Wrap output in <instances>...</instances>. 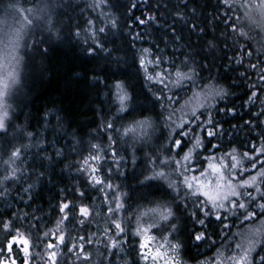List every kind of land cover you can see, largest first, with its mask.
<instances>
[{
  "label": "snow or ice",
  "instance_id": "6c2138e0",
  "mask_svg": "<svg viewBox=\"0 0 264 264\" xmlns=\"http://www.w3.org/2000/svg\"><path fill=\"white\" fill-rule=\"evenodd\" d=\"M188 3L189 0H184L185 8ZM219 5L225 9L222 16L213 18L219 23L209 28L191 22L189 31L205 40L209 52H214L221 42L232 52L231 56L225 52V58L236 65L231 69L237 73L232 85L218 87L213 83L216 80L212 75L213 65L197 63L190 53L180 52L184 57L180 59L175 55L179 49L175 48L172 54L142 48L133 56L136 74L150 97V108L137 103L131 82L108 81L93 74V85L97 88L103 85L112 105L111 118L103 121L100 129L107 146L91 144L87 156L81 153L80 159L62 169L67 171L75 166L84 186L60 189L59 203L55 205L59 217L56 227L44 230L42 235L40 225L44 216L39 213L47 216L52 213H45L33 193L43 182L45 165L66 159L55 140V135L62 131V122L57 119L53 128L55 135L50 142L53 151L49 152L48 143L44 142L46 137L37 140L36 136L42 134L19 128L10 115L14 101L12 89L19 84L17 71L0 80V164L3 165L0 200L11 197L16 201V206L8 205L11 211L0 217V233L4 235L0 264H33L37 257L38 264H60L62 252L74 255L80 264H92V253L86 246L97 241L89 231L94 215L89 201L97 192L103 196L109 224L101 238L104 246L101 255L107 264H187L185 257L195 264H264V160L259 159L264 156V0H218ZM89 7L102 12L97 18L82 17V25L79 21L73 24V16L67 11L72 8L71 3L39 0L33 8L6 6V13L10 10L20 13L24 21L11 34L16 69L47 56L52 36L60 32L56 24L58 15L67 16L63 27L77 39L82 32L85 34L82 43L87 45L84 48L87 55L103 54L109 63L119 66L123 57L114 56V51L119 49L109 48L105 42L110 33L119 29L118 19L107 13L113 7L111 0H93ZM137 7L135 0H131L127 9L135 25L159 26L158 16L134 15L131 10ZM60 8L64 11L57 13ZM192 12L195 15L196 9ZM255 14L261 18L259 31L253 27L257 25ZM101 18L106 23L97 26ZM178 21H184L185 26L189 23L181 14ZM2 22L9 26L7 15ZM127 27L131 29L133 24ZM170 28L172 38L179 41L181 36L177 35L175 25ZM25 29L28 39L24 36ZM209 31L213 35L209 36ZM142 39L140 32L132 36V41ZM253 75L257 77L255 80ZM237 81L248 88L245 104L252 106L259 101V110L252 108L243 126L255 133L260 142L250 144V150L239 152L234 147L218 157L225 133L216 115L235 116L237 112L235 105L218 108L217 102L235 94L231 89ZM197 88L199 91L194 90ZM48 123L45 117V127ZM238 127L241 126L233 124V128ZM24 136L28 143L20 139ZM129 151L135 184H128L130 191H125V185L115 181L128 176L125 166ZM244 161L248 162L247 166ZM132 193L137 194L135 210L128 207ZM157 193L159 196L152 199ZM73 222L84 234L78 233L74 240H69L62 225L66 227ZM234 227L238 230L232 231ZM206 246L216 251L211 260L199 259L200 250Z\"/></svg>",
  "mask_w": 264,
  "mask_h": 264
},
{
  "label": "trees",
  "instance_id": "16d2710c",
  "mask_svg": "<svg viewBox=\"0 0 264 264\" xmlns=\"http://www.w3.org/2000/svg\"><path fill=\"white\" fill-rule=\"evenodd\" d=\"M58 3H71L72 8L67 11L73 16V24L82 17L85 12H89L87 4L93 3V0H57ZM131 0H111L113 7L107 9V13L119 21V29L114 33H110L106 42L107 46L112 49H119L114 51V56H121L123 60L119 63H109L103 54L89 56L84 51L87 45L82 43V40L64 29L63 25L67 22V16H57L56 24L60 29L59 35H53L50 41V51L46 57L36 59L31 62H26L19 66L17 71L19 84L15 85L12 91L14 92V101L12 102V109L10 115L14 123L19 128L37 135V140H44L48 143L49 152L53 151L51 141L54 137L53 128L57 125V119L62 122V131L59 135H55L57 141L56 147L62 148L65 154V160H54L51 165H45V177L43 182L38 184L34 190V198L36 202L41 205L45 213L51 212V216L44 213L39 215L44 216L41 223V235L44 230L53 229L56 225L55 205L59 203L60 189H70L73 187H83L84 181L76 172V167L73 166L67 171H62L67 164L72 163L76 159H80V154L87 156L89 153V146L91 144H100L102 147L107 146L105 134L100 131L102 122L110 119L112 115V105L106 96L103 85L99 88L93 85V74L98 75L101 79L108 81H115L121 79L126 82H131L136 89L137 103L150 108L149 99L146 91L142 88V81L136 74L137 65L133 61L134 54L138 55L142 48H151L155 53L161 51L165 54H172L175 49V55L180 59V52L190 53L195 57L197 63H207L213 65L212 75L216 77L213 83L218 87H229L232 81L237 78V73L231 69L236 67L234 63L229 62L225 58V52L228 56L232 52L225 49L224 43L221 42L214 52L207 50L205 40L201 39L197 33L189 31L191 22L197 23L200 27L211 28L212 24L219 23V20L213 19L217 15H223L225 9L223 5H219L218 0H189L188 7H184V0H135L138 7L131 11L136 16L153 15L158 16L156 24L148 27L135 25L127 9L130 8ZM9 4H16L18 7L33 8L39 4V0H0V37L4 41L6 48L12 53V44L10 40L13 38L12 33L24 23L23 16L15 11L5 12L6 6ZM196 12L193 15L192 9ZM73 9H75L73 11ZM64 11L63 8L57 9V13ZM92 16L100 17L101 9H93ZM88 13H86L87 15ZM178 14L185 15L189 21L185 26L184 21H178ZM7 15L8 27L2 22ZM231 15V13H229ZM256 15L257 25H254L256 31H259V23L261 18ZM80 18H79V17ZM20 22V24L18 23ZM106 23L102 18L97 20V26L101 23ZM132 23L133 27L129 29L127 24ZM170 25H175L177 35L181 36L179 41L172 38V30ZM224 29V25H220V31ZM8 30V32H7ZM6 31V32H4ZM75 29H73V32ZM140 32L144 39L132 41V36ZM213 35L209 31V36ZM25 39L29 38L27 29L24 30ZM165 41L167 42L165 44ZM29 42L30 39H29ZM135 47H132V44ZM230 43V41H229ZM23 44V41H21ZM127 53V55H125ZM255 59V57H253ZM247 60V57H245ZM207 75V73H205ZM257 77L252 76L255 80ZM199 91V89H194ZM234 95L226 97L224 100L217 102V107H224L225 104L231 106L235 105L237 115L225 116L223 113L216 115V119L220 122L225 135L220 140L221 148L217 152V156L223 155L232 148H237L239 152L250 150V144H259V138L255 133H250L246 126H243L244 119L248 118L249 112L252 108L259 110V101L256 105L249 106L245 104L246 92L248 88L246 85L240 84L231 89ZM190 96L191 93L189 92ZM264 98V97H262ZM45 117L49 121L48 126L45 127ZM56 117V118H54ZM233 124H239L241 127L233 128ZM25 143H28L26 136L20 137ZM75 145V148L73 147ZM35 151V149H33ZM31 160L32 157H29ZM128 164L125 166L128 176L121 177L115 183H123L124 190L130 191L128 184H135L131 175L133 168L131 164V154L127 156ZM264 160V156L259 157ZM137 163H140L137 161ZM246 166L247 161L243 162ZM107 165H105L106 167ZM206 167V163L204 164ZM3 165L0 164V168ZM259 168V164H257ZM246 173L245 175H248ZM254 174V173H252ZM243 179V177H238ZM35 183V181H33ZM91 191V190H88ZM15 192L12 196H15ZM71 193H69V196ZM159 193L156 194V199ZM137 194L132 193L128 198V207L133 210L136 209ZM78 203V201H76ZM92 211V223L89 225V231L93 234L96 243L87 245V251L92 253V264H107L103 255L104 246L101 238L104 237L103 229L108 227V221L103 206V196L97 192L96 195L89 201ZM16 206V201L11 197L7 201L0 200V217L5 212L11 211L8 205ZM51 205V207H50ZM147 207V205H145ZM121 217L127 224V218L121 213ZM6 218V217H5ZM234 227L232 231H237ZM35 231V229H33ZM67 238L74 240L78 233L84 234V231L79 228L75 222L66 226ZM106 239V238H105ZM4 242V235L0 233V245ZM43 249H41L42 251ZM35 252L36 249H33ZM201 260H211L216 256V251L213 248L204 247L201 250ZM60 264H80L76 261L74 255L62 252L59 258ZM187 264H195V261L185 257Z\"/></svg>",
  "mask_w": 264,
  "mask_h": 264
},
{
  "label": "rangeland",
  "instance_id": "374dc122",
  "mask_svg": "<svg viewBox=\"0 0 264 264\" xmlns=\"http://www.w3.org/2000/svg\"><path fill=\"white\" fill-rule=\"evenodd\" d=\"M91 4H89V3L87 4L90 11L85 12V14L82 15L83 18H96V16L90 15V14H94L93 8L89 7V5H91ZM94 10L96 11V9H94ZM86 13H88V14L86 15ZM81 18L78 19V21H79V23H81L83 25V19H81ZM18 23L20 24V22H18ZM100 23H103V22H100ZM84 26L86 27V25H84ZM4 32H6V31H4ZM7 32H8V30H7ZM84 35L85 34L82 32L81 37H80V39L82 41H83ZM13 71H16L15 62L13 60V54L11 53V51H9L8 48H6L4 41L0 37V80L6 78L8 76V74L10 72H13ZM13 88H14V86H13ZM92 163H95V162H92ZM189 175L191 176L192 174L189 173ZM55 227H56V225L54 226L53 229H55ZM62 227H64V232H65L66 237H67L66 227L63 225H62ZM61 256H62V254L60 255V257ZM38 262H39V257H37V261H34L33 264H38Z\"/></svg>",
  "mask_w": 264,
  "mask_h": 264
}]
</instances>
